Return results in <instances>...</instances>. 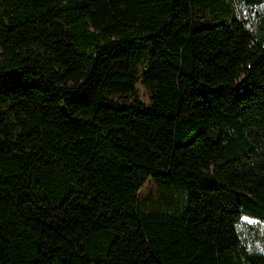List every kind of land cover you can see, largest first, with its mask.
<instances>
[{"label": "trees", "instance_id": "16d2710c", "mask_svg": "<svg viewBox=\"0 0 264 264\" xmlns=\"http://www.w3.org/2000/svg\"><path fill=\"white\" fill-rule=\"evenodd\" d=\"M148 178L180 208L141 211ZM243 215L264 220V0H0V264H264Z\"/></svg>", "mask_w": 264, "mask_h": 264}, {"label": "rangeland", "instance_id": "374dc122", "mask_svg": "<svg viewBox=\"0 0 264 264\" xmlns=\"http://www.w3.org/2000/svg\"><path fill=\"white\" fill-rule=\"evenodd\" d=\"M234 4V2L232 3ZM235 7V6H234ZM240 17L245 15L238 9ZM249 18H253L251 13ZM251 29L249 24H246ZM138 98L145 104L149 101V90L141 83L140 79L135 83ZM138 205L141 211H176L183 202V194L180 190L167 188L156 184L148 178L136 192ZM237 231L241 242L248 252L264 254V220H258L247 216H241Z\"/></svg>", "mask_w": 264, "mask_h": 264}]
</instances>
